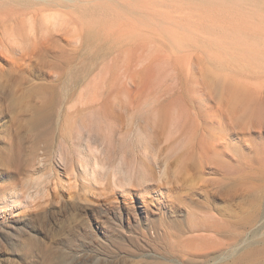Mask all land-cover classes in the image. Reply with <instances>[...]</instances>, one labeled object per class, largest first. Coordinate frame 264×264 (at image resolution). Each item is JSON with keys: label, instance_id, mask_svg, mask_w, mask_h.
Listing matches in <instances>:
<instances>
[{"label": "rangeland", "instance_id": "obj_1", "mask_svg": "<svg viewBox=\"0 0 264 264\" xmlns=\"http://www.w3.org/2000/svg\"><path fill=\"white\" fill-rule=\"evenodd\" d=\"M158 1L94 2L87 25L73 2L19 10L0 23V264H131L103 229L125 243L140 236L126 206L144 219V195L163 214L171 199L188 213L191 197L225 191L237 205L250 194L256 182L246 174L264 142V74L231 69L249 48L231 35L230 4ZM43 14L58 25L48 30ZM240 20V33L247 20L259 23ZM29 22L31 38L49 42L38 65L19 66L27 44L17 41ZM37 87L51 99L35 121L19 96ZM31 100L45 101L39 93ZM122 189L130 195L114 193ZM217 197L223 206L226 197ZM113 202L123 206V227L103 215ZM236 233L231 228V248Z\"/></svg>", "mask_w": 264, "mask_h": 264}, {"label": "bare ground", "instance_id": "obj_2", "mask_svg": "<svg viewBox=\"0 0 264 264\" xmlns=\"http://www.w3.org/2000/svg\"><path fill=\"white\" fill-rule=\"evenodd\" d=\"M134 1L140 4H152V1L157 0H0V23H3L4 21L7 22L11 20V18L13 19V16L19 10H28L30 7H36L38 5L52 7L54 4H64L65 7H69L72 4L71 2H73V4L76 3L74 5H76V8L79 9V12L81 13L80 18L83 20L82 23L87 25V15L91 16V10L96 8L94 7V9H90L94 2H97V4L108 2L130 4ZM164 1H167L166 4H169V7H171V4H176V6H178L177 4L182 5L183 2H188V4H200V6L201 4H217L216 6L230 4L231 15L229 16H231L230 19L231 21L233 20L235 27L237 24L239 26L240 21L243 22L246 20H240L242 17H247L248 19H257L259 23H254L252 20H247V22L245 21L249 30L244 28L246 31L243 33L238 31L240 29V31H243L242 27L238 30H236L235 27H231V35L238 38L242 44L248 46L249 48L247 53L242 58L236 56L233 64H231V69H241V71H244L248 75L257 69L259 72H263L264 74V51L257 53L251 51L252 48L260 46L262 42L264 43V0ZM159 3L158 5H160ZM90 4L92 6H90ZM97 4L96 6H99ZM74 5L71 7H74ZM200 6H198V8L201 9ZM202 6L204 7V5ZM99 7L101 8V6ZM223 9H226V7L222 8L220 11L223 12ZM217 10L219 11V8ZM225 12H227V10ZM225 14L224 16H227V13ZM93 15L95 16V14ZM108 15L110 16L109 13ZM219 15L222 17L223 13L222 15L219 13ZM92 16L91 19H93ZM101 17L104 16H101L100 14V18ZM42 21L48 30L52 29V27L49 25L50 23L53 25H58V19L53 14H43ZM250 21H252V23ZM33 29L34 25L29 22L27 28L29 33H27V36L24 34L23 38H18L20 40L17 41L18 44L23 42L27 44L25 48L27 51L22 53L20 58L16 60V64L19 66H23L26 63L34 66L38 65L39 61H37V59L44 53V46L42 43L45 42L48 44L49 42L34 41L30 35V30L32 31ZM168 31L171 32L169 29ZM124 34L126 35L124 37H129L127 33ZM172 34L173 33L166 32L165 36L173 37ZM26 38H29L30 44ZM120 38L121 37H119V39ZM179 45L181 47L185 46L181 43H179ZM5 86L7 85H2L3 90H5ZM258 90H261L262 93L261 103L264 114V82L262 83L261 88ZM36 93L41 94L45 101L33 104L31 98ZM4 95L5 91L0 95V101L4 98ZM252 95H254V93L251 92V96ZM50 99L51 97L49 96L48 92H45L42 90V88L38 87L29 88V90L23 92L19 96V102L21 105H30L32 107L35 121L40 120L43 114L46 112L47 104ZM168 113V108L165 107L161 110L159 117L168 115ZM262 122L264 123V116ZM258 148L259 153L253 159V161H256L257 165L253 171H249L246 174L247 178L255 180L256 183H252L253 188H250V194L244 196L237 205L231 202V194L226 193L225 191H211L207 194L205 200H195V198L191 197V203L188 204V213L185 212L186 207L184 206L186 204H184V202L169 199L170 201H167L168 204H166L165 207L167 212L162 214V208H159V210L153 209L151 207L153 200L151 197L144 195L143 199L145 201V210L142 211V213H144V219H142L143 221L138 217V211L140 210H138L139 207H137L135 204L126 206L127 212L129 214L128 217H134L136 222L140 225L139 227H141V231H139L140 236L134 234H130L129 236L126 235L127 237L125 238L128 240V242L125 243L118 240L117 236L114 237V234H109L108 230L103 229V232L105 235L109 236L111 239L110 241L113 244L118 246V248L115 249H121L119 252L121 253L123 250L122 252H124V256H130V258L132 257L133 260L135 259L131 264H264V142H260ZM119 191L130 195L129 189L116 190L114 193ZM217 192L220 196H225L227 199L223 206H217V204H215V198H218L217 196H219ZM112 197L113 195L109 196L110 200ZM109 198L107 200H109ZM113 203H110V205L105 203L106 205L103 206V209L101 210H103L102 212L107 218V222H113L114 224L118 223V226H122L121 222L123 223L122 220L124 217L123 206ZM159 204L164 205L163 202H159ZM194 204L200 210H204L211 215L204 217L193 213L194 210L191 209V207ZM215 212L219 214V216H216ZM130 220L132 221V219ZM131 221L128 223V226H131ZM115 225L117 226V224ZM231 228L234 232H237V235H234L237 244L233 248H231V245L233 244H231ZM245 231L246 233L250 232L251 235L249 237L244 235L243 233ZM219 235L228 237V240L222 241L219 238ZM141 240L144 243H142ZM117 250H114V252Z\"/></svg>", "mask_w": 264, "mask_h": 264}]
</instances>
